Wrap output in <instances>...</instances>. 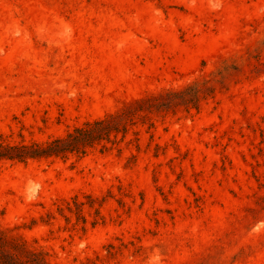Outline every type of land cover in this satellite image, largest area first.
<instances>
[{"label": "rangeland", "instance_id": "374dc122", "mask_svg": "<svg viewBox=\"0 0 264 264\" xmlns=\"http://www.w3.org/2000/svg\"><path fill=\"white\" fill-rule=\"evenodd\" d=\"M128 106L105 151L0 162V239L45 264H264V0H0L6 141Z\"/></svg>", "mask_w": 264, "mask_h": 264}, {"label": "trees", "instance_id": "16d2710c", "mask_svg": "<svg viewBox=\"0 0 264 264\" xmlns=\"http://www.w3.org/2000/svg\"><path fill=\"white\" fill-rule=\"evenodd\" d=\"M131 107L84 122L63 136L45 141L11 142L0 135V162L25 163L32 160L66 159L69 156L81 158L98 146L100 151H105L108 149L107 144L113 145L118 135L123 138L128 127L136 124L134 113L138 111ZM66 210L71 213L69 207ZM58 212L62 213L63 209L58 208ZM20 246L6 244L0 239V264H45L34 253L25 252L23 258L17 256Z\"/></svg>", "mask_w": 264, "mask_h": 264}]
</instances>
